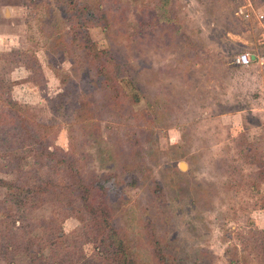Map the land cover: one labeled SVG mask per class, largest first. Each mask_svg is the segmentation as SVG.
I'll use <instances>...</instances> for the list:
<instances>
[{
  "label": "rangeland",
  "instance_id": "obj_1",
  "mask_svg": "<svg viewBox=\"0 0 264 264\" xmlns=\"http://www.w3.org/2000/svg\"><path fill=\"white\" fill-rule=\"evenodd\" d=\"M84 3L95 48L126 78L101 88L78 23L61 19L52 0H0V100L9 92L16 114L44 127L49 150L72 154L82 179L113 176L104 200L141 264H264V183L253 180L264 163V0ZM31 137L26 144L42 140ZM11 155L0 159L7 183L17 177L12 160L26 154ZM6 191L0 183V264L33 254L46 264L103 263L78 204L46 195L20 213L2 206ZM47 219L63 237L51 239Z\"/></svg>",
  "mask_w": 264,
  "mask_h": 264
},
{
  "label": "trees",
  "instance_id": "obj_2",
  "mask_svg": "<svg viewBox=\"0 0 264 264\" xmlns=\"http://www.w3.org/2000/svg\"><path fill=\"white\" fill-rule=\"evenodd\" d=\"M27 1L31 6H35L41 3L42 0ZM52 1L57 6L61 19L66 23H78L77 28L82 38L83 48L88 55L99 61L95 74L100 77L99 85L101 88H108V83L113 80L114 74H116L117 83L120 79H125L126 77L121 73L122 70L116 66L118 62L112 55H109L110 52L108 50H97L95 48L90 31H88L86 27V22L80 20L85 19L86 15L92 14V7L85 4L84 0ZM96 18H98V16H96ZM98 24L96 23V25ZM71 30L74 31V28L71 27ZM106 59L107 65L110 67L105 66ZM106 68H108L107 72L104 75H100ZM35 70L36 76L37 73H41L37 63ZM113 85L114 84H111L110 86ZM4 95L6 99L0 100V103L2 104V108L6 109L5 114L7 113L9 117L5 122L0 119V155H2L0 159L7 158V156L13 153L14 155H17V153L26 155L22 156V158L12 160L15 169L11 171V174L17 175L16 178L14 177L15 179L13 181L7 183L4 180H0L5 191L7 190L1 201L2 206L16 208L20 213H23L27 206H31V208L39 206L41 199L46 195L58 196L61 200V204L65 201L68 206L78 204L81 208V212L84 213L89 221V228L95 231L94 249L97 259L103 261L102 264H141L128 251L122 237L118 234L111 209L104 200L105 193L114 182L113 176H91L88 180L82 179L74 156L55 147L49 150V146L42 143L44 137L40 134L41 131L44 130V127L37 123L31 125L29 121L17 115L16 109H14L16 104L11 100L9 92ZM120 95L122 97L124 96L123 94ZM62 97L63 93L57 95L55 99H60ZM115 98L116 97L112 98V103L117 106L119 101L114 102ZM53 101L55 100H47L48 104H51ZM58 102H60V100H58L57 103ZM131 102H135V99L131 100ZM80 109L81 104L75 103L73 110L76 114ZM1 112L0 110V113ZM3 115L4 114H0V117ZM32 135H35L36 138L41 136L42 140L32 141V145L29 144V142L26 144V139H30ZM11 159L13 158L11 157ZM256 168L257 171L253 173V180H257L256 184L264 183V163L258 161ZM20 177L22 183L26 182L24 183V189L17 184ZM8 212L10 211L8 210ZM14 218L13 215L8 214L7 221L10 223L18 221H14ZM41 224L45 226L46 229L44 230H48L50 237L58 238L64 236L61 229H53V227L49 226L48 219L41 221ZM37 227L40 228V223ZM84 227H88V224ZM52 237L51 239L53 240ZM38 241L40 240H37V242ZM26 245V250L28 252L29 248L34 247L32 240H27ZM261 246L264 250V242L261 243L260 250H262ZM27 263L46 264V260L43 259L41 255L36 257L33 254L29 256ZM66 263V260L60 258L50 264Z\"/></svg>",
  "mask_w": 264,
  "mask_h": 264
},
{
  "label": "built area",
  "instance_id": "obj_3",
  "mask_svg": "<svg viewBox=\"0 0 264 264\" xmlns=\"http://www.w3.org/2000/svg\"><path fill=\"white\" fill-rule=\"evenodd\" d=\"M249 8H250V7H249ZM250 10H251V9H250ZM251 11H252V10H251ZM237 14H240V15L243 14V12H241V9H238ZM244 15L247 16V14H244ZM256 18H257L258 20H260V19H262V16H261V15H256ZM235 62H236V64H238V65L245 66V65H247V64L249 63V57H248L247 54H241V55H239L238 57H236Z\"/></svg>",
  "mask_w": 264,
  "mask_h": 264
},
{
  "label": "crops",
  "instance_id": "obj_4",
  "mask_svg": "<svg viewBox=\"0 0 264 264\" xmlns=\"http://www.w3.org/2000/svg\"><path fill=\"white\" fill-rule=\"evenodd\" d=\"M237 14V13H236Z\"/></svg>",
  "mask_w": 264,
  "mask_h": 264
}]
</instances>
